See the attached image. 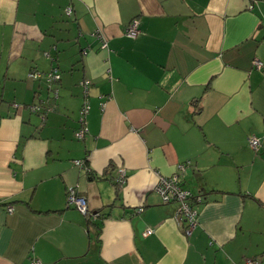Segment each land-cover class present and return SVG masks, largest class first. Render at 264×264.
I'll list each match as a JSON object with an SVG mask.
<instances>
[{"label": "crops", "instance_id": "obj_1", "mask_svg": "<svg viewBox=\"0 0 264 264\" xmlns=\"http://www.w3.org/2000/svg\"><path fill=\"white\" fill-rule=\"evenodd\" d=\"M256 58L264 62V0H0V264L264 258ZM54 68L61 78L51 85L29 76ZM84 79L90 110L78 139ZM86 156L102 177L75 163ZM119 166L128 179L117 192ZM174 174L203 198L190 236L179 203L155 188L159 175ZM70 186L108 214L100 229L68 205Z\"/></svg>", "mask_w": 264, "mask_h": 264}, {"label": "built area", "instance_id": "obj_2", "mask_svg": "<svg viewBox=\"0 0 264 264\" xmlns=\"http://www.w3.org/2000/svg\"><path fill=\"white\" fill-rule=\"evenodd\" d=\"M250 7H252V5H250ZM71 11H72L71 6H68L66 8V12L68 14H71ZM125 32L127 33V35L131 37H136L138 35L139 21L137 18L131 21V23L127 26ZM95 34L101 38L102 46L107 47L108 41L103 36L101 31L98 30L96 31ZM254 64L259 69H261L264 66V62L258 58L254 59ZM29 76L32 78L44 76L48 81L49 85H51L53 82L58 81L61 78V73L57 68H54L53 70L45 73L33 70L29 74ZM91 84L92 81L90 79H84L81 82L85 99L81 107L80 117H79V120L83 125L79 127V129H77V131L75 132V136L78 139L85 138L87 134V127L84 125V123L86 120V116L90 110L89 96H90ZM55 95H58L57 90L55 91ZM249 144L254 150H258L262 146V138L254 134L249 137ZM75 163L77 165L84 167L83 160H76ZM186 166L187 163L180 164L179 170L181 172L184 171L186 169ZM127 179H128V173L126 168L124 166H119L115 177L116 182L120 186H122L127 182ZM155 188L161 195V198L164 202L176 201L179 203L176 216L184 219L185 223L183 226V231L188 236H190L193 233L198 223L199 209L196 205L202 202L203 200L202 195L194 194L191 190L183 187L179 180V174H174L169 177L159 175ZM67 200L69 206L73 205L77 207L84 214L90 212L91 217L94 219L99 216V212L93 211L92 209L89 208L87 198L81 194V192L76 186L69 187ZM142 209H143L142 206L138 208L139 211H141ZM8 210L11 211L12 206H8ZM151 232L152 229L149 228L146 230L145 234H150ZM33 264H46V263L42 262L40 259H35L33 261ZM245 264H264V258H249L246 260Z\"/></svg>", "mask_w": 264, "mask_h": 264}, {"label": "trees", "instance_id": "obj_3", "mask_svg": "<svg viewBox=\"0 0 264 264\" xmlns=\"http://www.w3.org/2000/svg\"><path fill=\"white\" fill-rule=\"evenodd\" d=\"M252 1H254V0H252ZM44 77V76H43ZM46 79V78H45ZM60 80V79H59ZM47 81V80H46ZM48 82V81H47ZM49 84V83H48ZM31 106V108H32V110H35V111H40L41 110V107L40 106H38V105H30ZM79 129V128H78ZM77 131V130H76ZM83 166L86 168V171H87V173L89 174V175H91V176H97L96 174H95V172H94V170H92L91 169V167H90V164H89V159H88V157L86 156L84 159H83ZM111 167V169H112V166H110ZM104 173V172H103ZM99 174L98 176L99 177H102L104 174ZM115 177H116V175L115 176H111V179L114 181V184H115V186L117 187V192H119V187H120V185L116 182V180H115ZM0 202H1V200H0ZM10 206V205H9ZM93 211H97V212H99V216L97 217V218H92L91 217V214H90V212H87L86 214H85V216H87V218H88V220H89V222L90 223H94L99 229L101 228L100 227V225H99V223H97V220H99V219H103V218H105V217H107V213H104L103 211H100V210H94V209H92ZM100 232H98V234H97V237L96 238H99V234Z\"/></svg>", "mask_w": 264, "mask_h": 264}, {"label": "rangeland", "instance_id": "obj_4", "mask_svg": "<svg viewBox=\"0 0 264 264\" xmlns=\"http://www.w3.org/2000/svg\"><path fill=\"white\" fill-rule=\"evenodd\" d=\"M74 40H76V39H74ZM72 42H73V41H72ZM77 46H78L77 43H74V44L72 45V44H69V42H67V47H68V48H78Z\"/></svg>", "mask_w": 264, "mask_h": 264}]
</instances>
